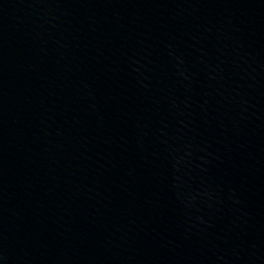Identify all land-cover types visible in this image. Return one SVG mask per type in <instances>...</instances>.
<instances>
[{
  "label": "water",
  "instance_id": "obj_1",
  "mask_svg": "<svg viewBox=\"0 0 264 264\" xmlns=\"http://www.w3.org/2000/svg\"><path fill=\"white\" fill-rule=\"evenodd\" d=\"M0 264H264V0H0Z\"/></svg>",
  "mask_w": 264,
  "mask_h": 264
}]
</instances>
